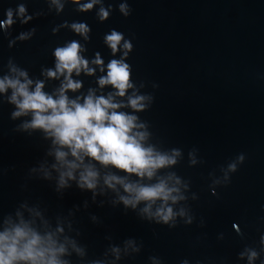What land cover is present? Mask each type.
I'll return each instance as SVG.
<instances>
[{"label": "water", "instance_id": "obj_1", "mask_svg": "<svg viewBox=\"0 0 264 264\" xmlns=\"http://www.w3.org/2000/svg\"><path fill=\"white\" fill-rule=\"evenodd\" d=\"M73 42L88 67L71 74L81 87L64 90L55 52ZM113 60L128 65L123 96L100 84ZM8 80L30 93L42 84L56 100L63 90L70 107L109 99L119 105L109 114L135 118L128 134L168 161L141 176L83 150L74 156L54 130L32 126L35 113L22 112L7 86L0 236L21 230L18 250L38 237L43 252L12 264H264V0H0ZM160 184L167 200L137 199L136 189Z\"/></svg>", "mask_w": 264, "mask_h": 264}, {"label": "clouds", "instance_id": "obj_2", "mask_svg": "<svg viewBox=\"0 0 264 264\" xmlns=\"http://www.w3.org/2000/svg\"><path fill=\"white\" fill-rule=\"evenodd\" d=\"M91 7V4L87 5V8ZM21 12H23V8H21ZM104 15L106 17L107 13H104ZM11 22V13H9L8 23L10 24ZM74 27L78 32L86 30L83 25ZM121 39L122 36L115 32L107 37L114 52L117 50ZM79 51L80 45L73 42L65 48L57 49L55 52L58 61L56 65L57 71L61 74L65 71L68 73L64 90H76L81 87L79 83L71 79V74L74 70L79 73L81 66L85 69L88 67V62L80 58ZM96 62L102 63L100 60ZM108 69L107 78L101 79L100 84L102 86L112 84L119 89V95L123 96L129 86L130 73L128 65L113 60L108 65ZM48 75L55 77L56 72L49 71ZM7 86L16 90L12 100L17 103L22 112L33 111L35 113L32 126L54 130L58 141L63 145L70 146L74 156L83 150L104 164L110 163L125 171L136 172L141 176L145 172L151 176L152 169L161 167L168 162L162 156L153 158L150 150L144 149L134 137L128 134L134 126V117L115 111L109 114L108 109L119 107V105L111 103L109 99L103 97L94 99L89 96L83 105L73 101L70 107L67 96L63 95V90L60 98L56 100L42 91V84L36 87L34 93H30L28 85L20 83L18 80H8L7 85L4 81H0V91L5 90ZM18 97H23L22 102L18 100ZM131 104L135 108L138 106V101L134 99ZM49 110H51V113L44 115ZM16 114L20 115L21 113L18 112ZM58 156L62 159L65 153L60 152ZM94 176L95 173L89 171L87 176L84 177L85 181L88 182L89 188L94 187L89 179ZM128 190L133 191L131 186H128ZM135 191L138 200H149L158 197H163L167 200L170 195V192L166 190L163 184L151 188L142 187ZM125 203H129V201L126 200ZM171 215L172 210L168 209V214L163 217L165 222L168 221ZM25 236L26 233L21 230H17L14 237H9L8 235L0 236V264H12L13 260L18 257L35 260L37 257L43 256V252L35 250V245L39 242L38 237L30 240L22 251L18 250L17 244ZM50 264H56V261L52 260Z\"/></svg>", "mask_w": 264, "mask_h": 264}]
</instances>
